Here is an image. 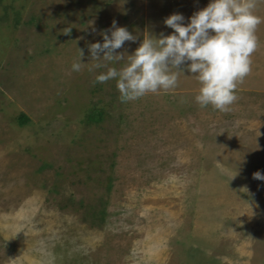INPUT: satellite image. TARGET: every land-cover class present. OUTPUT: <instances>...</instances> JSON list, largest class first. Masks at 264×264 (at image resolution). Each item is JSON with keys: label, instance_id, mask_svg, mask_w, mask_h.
<instances>
[{"label": "rangeland", "instance_id": "obj_1", "mask_svg": "<svg viewBox=\"0 0 264 264\" xmlns=\"http://www.w3.org/2000/svg\"><path fill=\"white\" fill-rule=\"evenodd\" d=\"M207 2L0 0V264H264V0L227 111L195 102L186 68L125 102L88 70L113 19L127 57Z\"/></svg>", "mask_w": 264, "mask_h": 264}, {"label": "clouds", "instance_id": "obj_2", "mask_svg": "<svg viewBox=\"0 0 264 264\" xmlns=\"http://www.w3.org/2000/svg\"><path fill=\"white\" fill-rule=\"evenodd\" d=\"M255 7L256 0H208L186 23L181 13H169L162 23L173 31L142 38L127 57L115 50L136 37L113 19L107 29L100 31L101 41L86 45L94 61L88 70L104 68L95 74L94 82L114 80L119 99L125 102L146 93L174 89L178 70L186 68L199 83L195 102L227 111L236 99V84L250 71V56L257 48L255 29L260 17ZM83 54L78 49V58L70 65L72 71H80ZM118 61H123L119 67L106 66ZM251 175L264 181L259 170Z\"/></svg>", "mask_w": 264, "mask_h": 264}, {"label": "trees", "instance_id": "obj_3", "mask_svg": "<svg viewBox=\"0 0 264 264\" xmlns=\"http://www.w3.org/2000/svg\"><path fill=\"white\" fill-rule=\"evenodd\" d=\"M101 114V113H100ZM17 120L19 124H22L25 122L26 120V116L21 112L19 113V115L17 116Z\"/></svg>", "mask_w": 264, "mask_h": 264}]
</instances>
